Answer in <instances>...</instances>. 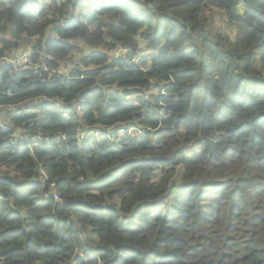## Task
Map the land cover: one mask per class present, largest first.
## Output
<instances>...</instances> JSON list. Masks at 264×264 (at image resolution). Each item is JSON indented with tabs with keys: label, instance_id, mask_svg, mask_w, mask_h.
<instances>
[{
	"label": "trees",
	"instance_id": "16d2710c",
	"mask_svg": "<svg viewBox=\"0 0 264 264\" xmlns=\"http://www.w3.org/2000/svg\"><path fill=\"white\" fill-rule=\"evenodd\" d=\"M1 123L0 264H264V0H0Z\"/></svg>",
	"mask_w": 264,
	"mask_h": 264
},
{
	"label": "built area",
	"instance_id": "2783aa9c",
	"mask_svg": "<svg viewBox=\"0 0 264 264\" xmlns=\"http://www.w3.org/2000/svg\"><path fill=\"white\" fill-rule=\"evenodd\" d=\"M129 49L120 47L118 52L115 53V57L118 58L122 53H129ZM4 63L20 67V65H27V66H32L35 69H39L41 71L51 73L52 70L49 69L44 61H39L37 63H33L29 58H28V53L22 52L19 56L16 57H9V58H4L3 59ZM80 67H82L79 63H77ZM60 72L63 73V70H58V71H53V73ZM44 100V97H43ZM11 111H17L15 108H11ZM24 112L29 113L30 108H26ZM0 129L2 131H12L10 135V144L14 149L21 150L23 148L25 149H33V148H41V149H48L51 148L52 146L61 143L62 141L65 140L66 135L65 134H58V135H50V134H36L32 137H21L18 134V131L15 129H12L11 126L7 124L1 123ZM136 131L139 133V127L132 125L130 128L123 126L120 127H103L99 129H92V130H84L82 132H77V131H72V134L76 135L77 139V144L78 145H83L85 144V140L88 138H99L102 136H106L110 139L111 144L114 148H119L121 147V143L123 140L127 139L130 137L133 132ZM38 172L42 175L43 180L46 181L48 178L47 174L43 171L42 166L39 165L38 167ZM45 198H53L56 202L61 201L60 195L53 191L51 193H46Z\"/></svg>",
	"mask_w": 264,
	"mask_h": 264
},
{
	"label": "rangeland",
	"instance_id": "374dc122",
	"mask_svg": "<svg viewBox=\"0 0 264 264\" xmlns=\"http://www.w3.org/2000/svg\"><path fill=\"white\" fill-rule=\"evenodd\" d=\"M44 5L42 4L41 6H40V8L41 7H43ZM80 12V11H79ZM216 27L218 28V29H220V30H222V31H224V32H226V33H228V34H230V33H232V31H233V28L230 26V25H228L219 15L218 16H216ZM141 45H142V49H141V51H140V55H137V56H139V57H141V58H146V57H148V56H150V54H151V51L148 49V48H146V43H141ZM85 53H87V50L84 48V45L83 44H80L79 45V50H77V53H75V56L76 57H80V56H82L83 54H85ZM110 54V56H112L113 57V52H110L109 53ZM124 54H126V53H124ZM122 57H124V58H130L131 57V54L129 53V54H126L125 56H122ZM135 59V58H134ZM80 65L82 66V68H83V65L80 63ZM187 154L189 155V154H192V153H194V152H199V151H201V148L198 146V145H194V146H192V147H189V148H187ZM182 169H179L178 170V172H177V176H176V178H175V181H179L180 180V178H181V176H182ZM113 177H111L109 180H111ZM152 179H153V181L154 182H157L159 179H160V173L159 172H155L154 174H153V176H152ZM102 184V182L99 180V179H94V180H92L91 181V183H90V185L91 186H95V187H98V186H100ZM179 189H180V187L179 186H172V188L169 190V196H170V198H169V202H171V200L173 199V198H175L174 197V195L175 194H178V191H179ZM167 205L166 204H162L161 202L160 203H158V204H156V205H154L153 207H152V212H159V211H162V210H166L167 209ZM135 222H136V217L135 216H133L130 220H129V222H127L126 224L127 225H130V226H134L135 225Z\"/></svg>",
	"mask_w": 264,
	"mask_h": 264
}]
</instances>
